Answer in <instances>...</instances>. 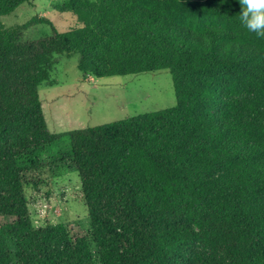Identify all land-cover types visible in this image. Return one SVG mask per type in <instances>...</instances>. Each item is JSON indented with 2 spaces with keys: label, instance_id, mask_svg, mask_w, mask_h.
I'll use <instances>...</instances> for the list:
<instances>
[{
  "label": "trees",
  "instance_id": "trees-1",
  "mask_svg": "<svg viewBox=\"0 0 264 264\" xmlns=\"http://www.w3.org/2000/svg\"><path fill=\"white\" fill-rule=\"evenodd\" d=\"M29 0H0V15ZM0 24V264H79L60 223L32 226L16 159L65 134L99 264H264V38L239 0H62ZM81 77L166 69L173 104L50 132L36 86L53 55ZM34 185V182L32 183ZM11 245V246H10Z\"/></svg>",
  "mask_w": 264,
  "mask_h": 264
},
{
  "label": "rangeland",
  "instance_id": "rangeland-1",
  "mask_svg": "<svg viewBox=\"0 0 264 264\" xmlns=\"http://www.w3.org/2000/svg\"><path fill=\"white\" fill-rule=\"evenodd\" d=\"M61 1L20 2L10 12L0 15V24L8 28L30 16H44L49 23H31L19 30L18 37L30 39L46 35L51 27L63 31L74 26L75 19L69 11L53 8L54 3ZM75 61V53L53 55L47 80L36 86L40 111L50 132L101 124L161 109L174 102L166 69L81 77ZM68 156V136L62 134L16 159L24 181L28 218L34 227L45 223L62 224L68 238L74 242L79 264H99L89 240L86 207L76 170Z\"/></svg>",
  "mask_w": 264,
  "mask_h": 264
},
{
  "label": "clouds",
  "instance_id": "clouds-1",
  "mask_svg": "<svg viewBox=\"0 0 264 264\" xmlns=\"http://www.w3.org/2000/svg\"><path fill=\"white\" fill-rule=\"evenodd\" d=\"M242 25L258 38H264V0H239Z\"/></svg>",
  "mask_w": 264,
  "mask_h": 264
}]
</instances>
